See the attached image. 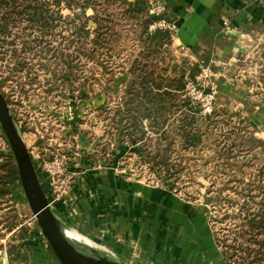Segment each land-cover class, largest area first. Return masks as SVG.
I'll return each instance as SVG.
<instances>
[{
	"label": "rangeland",
	"instance_id": "374dc122",
	"mask_svg": "<svg viewBox=\"0 0 264 264\" xmlns=\"http://www.w3.org/2000/svg\"><path fill=\"white\" fill-rule=\"evenodd\" d=\"M121 4L118 2L109 10L115 18L113 21L119 25L117 34L104 46L99 45V41L97 44L92 41L95 31L87 39L85 48H78L76 42H71L77 38L76 27L94 14L93 9H88L83 15L80 9H70L63 2L62 19L56 22L52 36L44 37L52 40V50L43 48L46 42L41 46L24 45L23 39L31 40L42 33L39 29L24 30L27 22H18L10 37L23 34L16 38V48L8 43L0 47V91L8 95L5 99L10 113L30 152L43 192L54 213L56 204L69 200L74 195L73 189L87 174L109 170L122 175L130 183L162 187L205 208L215 242L208 251L220 254L226 264L222 240L228 236L231 241L237 228L234 216L243 200L241 193L248 191L251 184V191L259 200L262 189L259 190L258 185L264 186V144L257 143V140L264 141V131L251 121L257 120L256 115L260 119L264 113V68L252 58L246 59L242 73L250 91L241 97H236L235 93L228 94L213 80L210 66L203 65L190 51L175 44L176 31H171V42L160 47L166 63L180 66L195 64L200 69L198 75L203 68L208 69V78L200 81L197 88L200 92L207 88L214 92L211 103L219 114L217 119L220 122L208 142L197 152L185 150L183 157H178L181 150H173L172 176L167 178L165 171L153 170L146 155L141 153L145 148L152 153H162L167 144L165 139L150 131L145 140L125 144L118 141L119 133L113 127L114 110L123 94L124 70L137 50L143 48L139 36L141 22L126 18ZM98 9L101 10L102 6ZM116 12L118 16H115ZM87 21L92 29L97 26L95 20L89 18ZM151 28L155 27L152 25ZM15 52L19 56H15ZM66 69H70V76L63 75ZM206 100L202 94L193 104L199 106ZM105 103L112 108L109 111L98 110ZM173 134L170 133L171 136ZM86 148H89L88 154L85 153ZM9 155L13 156L12 147L0 123V160ZM86 155L88 160H84ZM77 200H71L72 207ZM8 217L14 218L18 224L11 232L4 227ZM59 222L85 240L107 249L110 258L135 264L63 219L59 218ZM0 230V264H3L4 252L11 244L22 247L26 255L16 258L15 254L7 264H31L29 252L25 245L22 246L24 236L41 237L52 251L20 179L10 186V194L0 199Z\"/></svg>",
	"mask_w": 264,
	"mask_h": 264
},
{
	"label": "crops",
	"instance_id": "0c3cea01",
	"mask_svg": "<svg viewBox=\"0 0 264 264\" xmlns=\"http://www.w3.org/2000/svg\"><path fill=\"white\" fill-rule=\"evenodd\" d=\"M153 1L167 7L175 44L210 66L219 89L236 97L250 91L242 68L249 58L264 68V0ZM256 116L251 121L264 131V113ZM84 178L69 200L56 204L55 213L99 244L135 264H225L220 254L208 251L215 242L200 204L109 170ZM23 241L31 264H62L41 237ZM22 253L18 247L17 256ZM8 260L6 251L3 264Z\"/></svg>",
	"mask_w": 264,
	"mask_h": 264
},
{
	"label": "trees",
	"instance_id": "16d2710c",
	"mask_svg": "<svg viewBox=\"0 0 264 264\" xmlns=\"http://www.w3.org/2000/svg\"><path fill=\"white\" fill-rule=\"evenodd\" d=\"M63 2L70 9H80L83 15L88 9L94 10V14L86 17L75 29L77 38L71 42H76L78 48L86 47L85 43L91 37L92 31L96 32L92 38L95 44L98 41L99 45L103 46L110 43L111 37L117 34L119 24L113 21L115 18L109 10L116 7L118 2L122 3L126 18H135L141 22L139 36L143 48L137 50L130 65L124 70L123 94L114 110L113 127L119 133L118 141L125 144L145 140L150 131L165 139L167 144L162 153H152L146 148H143L141 153L146 155L145 158L153 170H163L165 176L170 178L173 150H181L178 157H183L185 150L197 152L208 142L210 134H213L220 121L217 119L219 114L217 115L216 109L211 114L204 115L201 113V107L194 106L192 99L187 95V83L196 80L200 69L195 64H167L162 55L160 47L171 42L172 32L167 27L151 26L163 19L170 22L167 11L161 14L150 13L149 0H0V47L3 43H8L16 48V38L23 34L19 33L16 38L10 39L12 28L16 27L18 22L26 21L27 27L24 30L39 29L42 34L31 40L23 39L22 43L41 46L46 42L43 48L52 50V40H45L44 37L52 36L56 22L62 19ZM99 6H102L101 10L98 9ZM115 16H118L117 12ZM89 18L97 23L94 29L88 26ZM14 55L19 56L17 52ZM64 72V76L71 75L70 69ZM3 95L8 96L4 91ZM111 108L105 103L100 105L98 110L109 111ZM176 114H179V117H175ZM170 133H174V136ZM257 143L264 144V141L257 140ZM19 179L13 156L9 155L0 160V199L10 194V186ZM258 187L259 190L262 189L259 200L252 193L251 184L248 191L241 193L243 200L239 202V212L234 216L237 228L231 241L228 236L222 240L225 245L222 253L226 264H264V186L260 183ZM17 226L16 220L11 217L4 223L9 232ZM1 233L0 230V238ZM17 250V244L6 248L9 260H12Z\"/></svg>",
	"mask_w": 264,
	"mask_h": 264
},
{
	"label": "water",
	"instance_id": "95a60500",
	"mask_svg": "<svg viewBox=\"0 0 264 264\" xmlns=\"http://www.w3.org/2000/svg\"><path fill=\"white\" fill-rule=\"evenodd\" d=\"M0 123L9 139L13 156L18 168L19 177L27 195L28 201L37 217L38 223L47 237L56 258L62 264H127L109 256L96 260H80L71 244L64 237L59 217L50 207V203L43 192L30 152L10 113L5 96L0 91Z\"/></svg>",
	"mask_w": 264,
	"mask_h": 264
},
{
	"label": "built area",
	"instance_id": "2783aa9c",
	"mask_svg": "<svg viewBox=\"0 0 264 264\" xmlns=\"http://www.w3.org/2000/svg\"><path fill=\"white\" fill-rule=\"evenodd\" d=\"M167 11V7L158 2V1H150V13H156V14H161L163 12ZM154 27L160 26V27H167L171 31L175 32V26L171 24V22H168L167 20L163 19L159 21L157 24L153 25ZM209 76V71L207 68H203L202 72L196 76L195 81H189L187 83V95L192 99L193 102L196 101L202 94L205 95L206 102L201 103L199 106L202 108V113L205 114H211L212 111L214 110V106L211 103V100L213 99V91L211 92L210 88L201 89V92L199 91L198 85L200 81H204L207 79ZM192 91V93L190 92Z\"/></svg>",
	"mask_w": 264,
	"mask_h": 264
},
{
	"label": "bare ground",
	"instance_id": "6f19581e",
	"mask_svg": "<svg viewBox=\"0 0 264 264\" xmlns=\"http://www.w3.org/2000/svg\"><path fill=\"white\" fill-rule=\"evenodd\" d=\"M59 226L66 240L75 250H77V254L80 255L77 257L78 259L96 260L98 258L110 255L108 251L104 250L105 248L102 249L101 247L85 240L81 236L74 233L69 227L65 226L64 224H61L59 222Z\"/></svg>",
	"mask_w": 264,
	"mask_h": 264
}]
</instances>
